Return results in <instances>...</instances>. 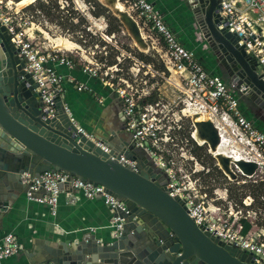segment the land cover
I'll use <instances>...</instances> for the list:
<instances>
[{"label": "built area", "instance_id": "obj_1", "mask_svg": "<svg viewBox=\"0 0 264 264\" xmlns=\"http://www.w3.org/2000/svg\"><path fill=\"white\" fill-rule=\"evenodd\" d=\"M119 1L123 6L125 5L137 24L142 29H146L147 38L160 46L161 49H155V51L166 72H169L170 76L177 75L175 89L183 95V99H186V107L179 109L181 116L188 115L185 111L188 106L193 105L209 113L210 119L223 122L226 128L232 126L238 140L250 144L247 151H251L252 162H254L252 174H255L257 166H260L263 167L264 175V132L257 129L252 120L241 114L238 98L232 94L231 85L201 66L196 60L194 51L185 48L165 25L151 0ZM193 1L195 0H187L189 3ZM217 4L216 28H224L228 33L236 36V45L241 46L244 54L254 60L255 71L264 81V0H217ZM6 6V3L0 0V22L4 25L9 41L18 48V55L22 60L21 69L35 84L34 91L38 93L46 113L52 115L56 100H59L61 109L69 122L74 125L75 132H80L107 152V148L94 139L97 136L85 131L72 116L67 103L63 100L64 83H71L76 91L89 93L98 104L103 102L104 97L85 82L77 81L69 73H61L58 68L63 66L66 70L71 69L74 65L73 59L68 57L62 49L43 45L35 39L32 26L40 30L29 16L26 15L21 23L29 24V27L23 28L20 23H14L3 12ZM110 37L112 35L103 34L102 40L109 41ZM151 47L154 48V46ZM115 48L118 50V54L115 55L116 63L107 65L104 57L102 61H99L93 56L84 59L79 55V58L83 60L79 62L80 70L97 79L108 93L119 99L123 130L129 135L132 146L143 151L151 163L163 173L167 195L182 201L188 217L195 225L200 226L212 237L254 254L253 260L259 259V264H264L263 230L259 232L247 230L244 234L241 232V220L250 224L251 221L247 217L256 215L250 207L251 199L249 197L242 199L241 202L245 207L242 210L236 203L230 201L225 207L218 201L221 196L217 188L209 192L208 186L199 178L190 180L188 175L178 173L179 169H174L173 159L177 146L175 145L176 137L172 132L174 128L179 129L180 123L177 119L172 121L165 118L159 108V102L150 97L145 80L142 81L143 86H139L140 83H138L137 87H133L129 82L128 73H132L131 66L125 67L124 73L122 70L118 71L120 68L117 66L120 58H127L138 67L133 75H136L139 68H145L151 76H160L163 79H165L163 77L165 73L152 69L149 64L138 60L130 52ZM145 73L146 71H143V74ZM184 140L187 141L186 137ZM118 161L129 165L135 171L132 160L120 154ZM196 170L193 168L192 172ZM262 172L259 169V173L262 174ZM240 173L243 174L241 171ZM19 179L28 183L24 192L25 198L45 204L50 215L55 214L58 196L61 193L68 196V203H74L76 200L72 192L59 188V184H69L86 199L100 197L110 214L108 227L111 236L116 237L120 234L122 215L127 214L128 210L122 201L106 192L100 184L69 176L61 170L42 171L37 177H31L28 172L23 171L19 174ZM120 212L122 215L119 214ZM259 235L263 236V239L259 240ZM169 236H172L171 232ZM20 248V243L13 232L7 231L0 236V260L17 253Z\"/></svg>", "mask_w": 264, "mask_h": 264}, {"label": "water", "instance_id": "obj_2", "mask_svg": "<svg viewBox=\"0 0 264 264\" xmlns=\"http://www.w3.org/2000/svg\"><path fill=\"white\" fill-rule=\"evenodd\" d=\"M189 4L198 38L211 52L216 67L224 71V81L264 116V81L255 71L254 60L236 45V36L216 28L217 0ZM21 67L18 48L0 22V212L27 189L28 183L19 179L21 172L37 177L47 170L100 184L128 210L125 215L119 213L123 216L120 234H110L106 241L99 242L89 232L69 240L34 241L38 264H259L254 254L195 225L182 201L167 195L163 173L132 146L128 135L118 137L120 145L113 131L95 137L107 148L105 152L75 132L59 100L53 114H47L35 84ZM120 154L133 161L135 171L118 161ZM59 188L77 191L69 184H59Z\"/></svg>", "mask_w": 264, "mask_h": 264}, {"label": "rangeland", "instance_id": "obj_3", "mask_svg": "<svg viewBox=\"0 0 264 264\" xmlns=\"http://www.w3.org/2000/svg\"><path fill=\"white\" fill-rule=\"evenodd\" d=\"M2 1L7 5L6 8H3V12H5V14L8 15L14 23H20L21 27L23 28H26L27 26L29 27V24H21L24 20V17L27 15L34 24L38 25V29L40 31L36 30L34 26H32V29L35 39L39 40V42H41L43 45L50 46L48 41L49 38L56 40L62 38L72 42L73 39H81L82 43L84 44L83 46L79 47L75 43L76 47L71 50L66 51L62 49L64 53L71 55V57L74 58L76 62L83 61L81 58H79V55L84 57V59H87L89 56L95 57V55L106 58L109 54H114V51H118L115 47H118L121 50L125 49L124 51H126L127 48V51H129L135 58V52L139 51L133 46L132 40L124 27L120 33L112 35L109 41H105V44H98V40H102L103 34H105L104 31L106 25L104 19L101 16H93L91 14V7L89 6V3L92 5L93 0H89V2H86L85 0H70V2L68 0H58V9L53 10V8H50L48 10V14L46 15L37 14L35 11H33L31 6H27V4L31 3L33 0ZM163 2L166 3L173 15L170 17L169 21L171 23H177L176 29L178 30L179 35H182L191 42L194 52L198 57L202 58L203 60H206L207 57L210 60L211 52L206 48L205 43L198 38L199 30L195 26L196 24L191 13V5L189 2H187V0H166ZM163 9H165V7ZM162 21L164 22L163 19ZM138 26L141 30V33L145 37L146 43L148 44V50L146 52H140L144 55H149L153 63L156 66L159 65L160 60L155 49H161L160 46L147 38V31L145 28L142 29L139 24ZM83 28H85V31L88 29V35L82 31ZM79 34L83 35L82 38H80ZM94 41H97L96 44L93 43ZM151 46H154V48ZM126 66L132 67V73H128L130 76L129 82L132 83L133 87H137L138 83H140L139 86H143L142 81L145 80L146 89L150 92V97L153 98L154 101L156 100L159 102V108L165 115V118L171 119L172 121L177 119L178 123H180L179 129L174 128L172 132L176 137L175 145L177 146L176 155L173 159L175 162L174 169H179L178 173L180 174L188 175L190 180L199 178L204 184L208 186L209 192L211 189L217 188L221 196L218 201L222 202L225 207L227 206V202L230 201L232 203H236L237 206L242 210L245 208L241 202L242 199L249 197L251 199V210L255 211L256 215H249L247 217V219L251 221L248 226V230L259 232V230L262 229L264 232L263 167L257 166L255 174H252L254 162H252L253 158L250 153L251 151H247L249 150L250 144L244 142L243 140H238V136L235 134V130L232 126L226 128L225 125L223 126V122H216L210 119L209 113L202 111L201 108L190 105L188 106L187 111H185V113H188V115L181 116L179 109L186 107V99H183V95H181L175 89L177 77L176 74H171L170 76L169 72H166L163 74V77L165 78L163 79L160 76H151L145 68H139L136 72V75H133L138 67L133 65L131 61L128 62L126 59L120 58V62L117 66L120 68L118 71L122 70V73H124ZM143 71H146V73L143 74ZM214 74H217V76L220 77L218 73L215 72ZM64 94L65 101L71 114L72 111L82 108L85 104H87V102H84V97H87L85 94L76 92L71 88L65 89ZM234 95L237 97L235 93ZM87 98L90 99L89 97ZM239 103L240 105L238 107L239 110L241 109V114L246 118H252L250 113H248L247 105L240 101V99ZM102 107V105H98L95 108L99 109V112L102 114ZM72 116L74 117L73 114ZM94 118L100 119L99 116ZM74 119L76 118L74 117ZM194 119L203 125H207V122H210L213 126L218 128L217 130L220 131L219 133L223 135L222 138L227 141L226 151L229 150L228 154L230 158L235 161L239 160L240 157L247 161L243 166V169H246V175L241 174L235 167H232L233 178H229L227 175H225L224 171L222 170L223 166H221L220 162L215 159L208 151L207 144L198 145L190 137V132L192 133L193 131L192 120ZM254 122L260 130L264 131V126H262L257 121ZM170 131L172 130L170 129ZM187 131H189L188 137L192 142L184 140L185 136L183 135ZM242 145H244V147ZM193 168L197 170L192 172ZM259 169L261 170L262 174L259 173ZM258 239H263V236L259 235Z\"/></svg>", "mask_w": 264, "mask_h": 264}, {"label": "crops", "instance_id": "obj_4", "mask_svg": "<svg viewBox=\"0 0 264 264\" xmlns=\"http://www.w3.org/2000/svg\"><path fill=\"white\" fill-rule=\"evenodd\" d=\"M163 1L166 0H151L154 8L162 16L165 25L174 33L176 38L185 48L194 51L191 42L182 35H179V32L176 29L177 23H171L169 21L170 17L173 15ZM164 7L165 9H163ZM67 56L72 58L71 55ZM195 57L206 71L212 74L215 72L218 73L212 55L210 60L207 57L206 60H203L196 54ZM72 59L74 65L71 69L66 70L65 67L60 66L58 70L61 73H69L77 81L85 82L99 95L104 97L103 102L98 104L89 93L76 91L71 83H64V91L65 89L71 88L90 98L88 99L87 97H84L85 101H83L87 102V104L82 108L72 111L77 124H79L85 131L91 132L95 136L103 137L107 131H113L114 134L117 135L116 145H120L118 137H125L128 134L123 130V122L119 112V99L115 97V95L108 93V90L101 85L97 79L82 73L80 70V63L76 62L74 58ZM218 75L220 74L218 73ZM220 77L223 79L221 75ZM239 99L240 97H238V106L240 105ZM63 100L65 101L64 92ZM240 101L247 105L248 113H250L253 118L247 117V119L252 120L253 125L257 129L259 128L255 125L254 121H257L264 126V116L259 109H257L256 105L247 99H240ZM98 105L103 106L102 114L99 112V109L95 108ZM98 116L100 119L94 118ZM72 194L76 197L74 203H68V196L64 193H61L58 196L56 212L54 215H50L48 207L45 204H39L27 200L24 193L20 194L18 199H16L6 211H1L0 236L7 231L13 232L17 237L21 248L17 253L1 259L0 264H38L39 258H37V254L33 251V247L36 245L34 241L37 240L53 239V237L69 240L78 237L85 232L94 234L99 242L108 240L110 235V229L108 227L110 214L106 205L102 202V199L98 196L92 199H86L82 197L78 190L72 192Z\"/></svg>", "mask_w": 264, "mask_h": 264}, {"label": "bare ground", "instance_id": "obj_5", "mask_svg": "<svg viewBox=\"0 0 264 264\" xmlns=\"http://www.w3.org/2000/svg\"><path fill=\"white\" fill-rule=\"evenodd\" d=\"M99 1L102 2L105 6H107L110 9V11L119 18L127 34L130 36L133 46L136 47L139 51L146 52L148 50V44L145 41V37L141 33V30L139 29V26L134 20V18L130 15L127 9L121 4V2L119 0H99ZM48 41L52 46V48L54 49H59V50L63 49L67 51L76 47L75 43L67 39L60 38L56 40L49 38ZM192 121H193L192 123L193 131L192 133H190V137L198 145L207 144L208 151L212 154V156L215 159H217L220 162V165L223 166L222 170L224 171L225 175H227L229 178H233L232 167L237 168L238 171L239 172L241 171L243 174H247L246 171L243 169L244 163H246L247 161L243 160L240 157L239 160H235V161H233L232 158H230L228 154L229 150L226 151L227 141L224 138H222L223 135L219 133L220 131L217 130L218 128H216L211 124L209 126H207L208 124L203 125L202 123L196 121L195 119Z\"/></svg>", "mask_w": 264, "mask_h": 264}, {"label": "trees", "instance_id": "obj_6", "mask_svg": "<svg viewBox=\"0 0 264 264\" xmlns=\"http://www.w3.org/2000/svg\"><path fill=\"white\" fill-rule=\"evenodd\" d=\"M15 1H17V0H15ZM57 1L58 0H33L31 3H28L27 6H31L33 8V11H35L37 14L46 15V14H48V10L50 8H53V10L58 9ZM68 1L70 2V0H68ZM85 1L89 2V0H85ZM92 2H93L92 5H90V3H89V6L91 7L90 12L93 16H101L104 19V22L106 25L105 31H104L105 34L106 35H114L116 33H120V31L123 30V25H122V23L119 22L117 17L114 16L111 13V11L107 7L102 5L98 0H93ZM82 31L87 35L89 34L87 32L88 29L85 31V28H83ZM79 35H80V38H82L83 35H81V34H79ZM73 42L76 43L79 47L84 45L82 43L81 39H73ZM96 42L97 41H94L93 43L96 44ZM98 44L102 45V44H105V42L103 40H98ZM126 51H127V48H126ZM127 52H129V51H127ZM117 54H118L117 51H114V54H109L108 57L105 58V63L107 65H111L113 63H116L115 55H117ZM135 54L134 55L136 56V58L138 60L142 61L143 63L149 64L152 67V69L158 70V71H163L164 73H166V70L164 69L161 62L159 63V65L156 66L153 63V61L149 55H144L140 51H136ZM95 57L99 61L103 60V57H101V56L95 55ZM126 61H128L127 58H126ZM147 100H149V99L147 98ZM188 132L189 131L185 132L183 136H185L186 139L188 138L187 141L192 142L188 137L189 136ZM241 222H242L241 232H242V234H244L248 230L249 223L245 220H241Z\"/></svg>", "mask_w": 264, "mask_h": 264}, {"label": "flooded vegetation", "instance_id": "obj_7", "mask_svg": "<svg viewBox=\"0 0 264 264\" xmlns=\"http://www.w3.org/2000/svg\"><path fill=\"white\" fill-rule=\"evenodd\" d=\"M217 70H218V73L222 76V77H224V71H221V70H219L218 68H217ZM258 109V108H257Z\"/></svg>", "mask_w": 264, "mask_h": 264}]
</instances>
